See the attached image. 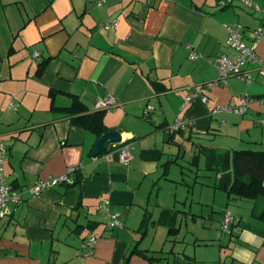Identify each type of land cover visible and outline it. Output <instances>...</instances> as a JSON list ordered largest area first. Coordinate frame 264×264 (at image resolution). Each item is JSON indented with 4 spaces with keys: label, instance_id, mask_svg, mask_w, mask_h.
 I'll use <instances>...</instances> for the list:
<instances>
[{
    "label": "crops",
    "instance_id": "1",
    "mask_svg": "<svg viewBox=\"0 0 264 264\" xmlns=\"http://www.w3.org/2000/svg\"><path fill=\"white\" fill-rule=\"evenodd\" d=\"M221 1L226 0H0L5 180L22 189L83 166L78 184L26 194L0 220V264H264V222L256 218L263 202L232 200V213L211 205L205 217L191 207H162L157 197L155 209L151 205L164 165L183 149L188 159L201 148L264 151L260 66H248L249 83L239 77L217 83L215 66L221 55H236L224 25H241L245 43L264 61V39L254 43L264 12ZM249 1L264 9V0ZM115 20L117 26L104 28ZM192 53L201 57L192 60ZM196 90L200 96L182 111ZM245 94L253 99L245 114L213 113L218 106L238 107ZM106 96L116 105L103 123L107 131L122 130V146L132 154L127 165L119 163L121 146H109L112 160H94L100 136L75 122L95 112V102ZM75 100L84 111L61 110ZM178 119L192 125L168 133ZM208 187L215 205L222 190ZM226 201L228 206L227 194ZM225 211L236 219L230 232L221 227ZM116 213L122 228L108 225ZM188 217L206 219L190 241L181 236ZM171 227L179 230L174 237ZM90 235L97 242L87 254Z\"/></svg>",
    "mask_w": 264,
    "mask_h": 264
},
{
    "label": "built area",
    "instance_id": "2",
    "mask_svg": "<svg viewBox=\"0 0 264 264\" xmlns=\"http://www.w3.org/2000/svg\"><path fill=\"white\" fill-rule=\"evenodd\" d=\"M170 1V0H169ZM234 0H226L221 1L220 5H228L232 4ZM100 3H105L106 0H99ZM246 7L253 10L256 13L264 12V9L260 8L258 5L253 4L252 1L242 0L241 1ZM118 20H115L111 23H108L104 26L106 30H109L111 27L117 26ZM228 38H227V46L233 50L236 55L233 58H229L226 55H221L215 62V66L218 70V78L217 83L225 82L231 77H239L245 82H251L252 76L248 66L251 64H258L260 66V72L264 74V61L259 59L256 54L254 47L248 46L244 41L243 36V27L241 25H224ZM255 41L254 43L257 45L264 39V26L259 27L254 32ZM39 56L36 53L35 57ZM201 57L198 54L192 53L191 59L196 60ZM200 96L199 90H196L194 94H189L182 104L181 110L184 111L186 108L190 106L194 100ZM203 101H207L205 96H202ZM253 99L245 94L241 100V104L238 107L231 106H218L213 113H218L221 111L232 112L235 114H245L247 109ZM258 102L264 104V96L258 99ZM116 101L111 96H106L97 102H95L93 109L94 110H111L115 107ZM10 107L12 109H16L14 103H11ZM149 115L150 112H147ZM188 125H192L191 122L183 119H178L175 123L166 128L168 133H176L187 127ZM111 152L107 153L105 157L108 160H112ZM119 163L122 165H127L129 161L132 159V154L130 152L129 146H121L118 149ZM7 159V148L0 142V220L9 217L14 208L19 205L26 194L32 196H41L45 190L50 188L59 186L61 184H67L68 186H72L76 182V176L79 173L83 172V166H75L67 169V172L62 176H49L45 180H40L34 183L31 186L26 188L17 189L12 184L8 183L5 180L4 176V167L3 164ZM94 160H98V157L94 158ZM109 202H106L108 204ZM111 220L109 222V226L111 228H122V222L120 221V214L109 215ZM235 222V218L230 214L226 213L223 217L221 227L224 232H230L231 226ZM97 242V237L94 235H90L84 243V247L88 249L87 254H92Z\"/></svg>",
    "mask_w": 264,
    "mask_h": 264
},
{
    "label": "trees",
    "instance_id": "3",
    "mask_svg": "<svg viewBox=\"0 0 264 264\" xmlns=\"http://www.w3.org/2000/svg\"><path fill=\"white\" fill-rule=\"evenodd\" d=\"M42 65L38 74L43 69ZM81 105L79 101L75 100L70 108H63L61 110L69 115H77L84 111ZM94 111L87 115L76 116L75 122L81 127L101 136L107 132L106 126L103 123L107 110ZM201 156L205 159V169L214 175L213 184H208L207 186L224 191L228 196V204L235 199L263 202L262 210L256 218L264 222V151H229L219 148H201L189 159L191 165L196 169L199 166ZM170 163L171 161L164 165V176L169 172ZM79 180L80 176L77 175L76 182L73 185L78 184ZM226 213V211L222 213L223 217ZM143 225L144 227L146 226V220L143 221ZM178 232V229L171 227L169 229V236L174 237ZM173 241L172 239L168 240L169 243Z\"/></svg>",
    "mask_w": 264,
    "mask_h": 264
},
{
    "label": "rangeland",
    "instance_id": "4",
    "mask_svg": "<svg viewBox=\"0 0 264 264\" xmlns=\"http://www.w3.org/2000/svg\"><path fill=\"white\" fill-rule=\"evenodd\" d=\"M236 1L241 3L242 0H234L233 2ZM36 53L32 55V58L36 59ZM185 150H188V148ZM183 151L184 149L181 151L182 153L177 160L170 163L169 172L154 189L152 208L155 209L153 204L156 202L155 198L157 197L156 200L159 201L162 207H176L180 210L191 207L192 210L197 211L196 213L199 216L200 213H204V217L209 215V212L212 211L211 205L216 209L227 210L232 213L231 210L234 209L235 204L230 202L228 205L229 208L227 209L226 193L223 191H218L216 203L215 205L212 204L213 190L207 185L213 184L214 175L205 169L204 157L201 156L199 166L196 169L191 165L188 157H182L184 155ZM186 220L183 221L181 226V236H186V239L190 241L193 240L192 233H200L204 230L203 226L206 219L198 218L196 222H193L188 217Z\"/></svg>",
    "mask_w": 264,
    "mask_h": 264
},
{
    "label": "water",
    "instance_id": "5",
    "mask_svg": "<svg viewBox=\"0 0 264 264\" xmlns=\"http://www.w3.org/2000/svg\"><path fill=\"white\" fill-rule=\"evenodd\" d=\"M122 145L123 140L121 129L107 131L97 139L94 145L92 156L94 158L104 156L108 153V151H111V149H109V146H113L114 148H116Z\"/></svg>",
    "mask_w": 264,
    "mask_h": 264
}]
</instances>
